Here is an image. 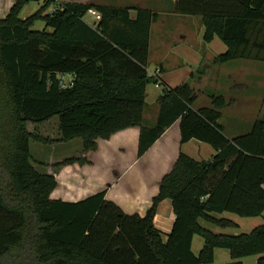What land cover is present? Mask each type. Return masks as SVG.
Wrapping results in <instances>:
<instances>
[{"label":"trees","instance_id":"obj_1","mask_svg":"<svg viewBox=\"0 0 264 264\" xmlns=\"http://www.w3.org/2000/svg\"><path fill=\"white\" fill-rule=\"evenodd\" d=\"M32 1L16 0L0 17V264H212L218 248L228 249L233 260L258 256L257 264H264V224L237 235L201 224L236 228L217 216L264 214V118L229 139L219 123L229 106L224 96L196 109L190 84L170 88L150 78L157 12L137 8L133 18L128 7L44 0L36 13L20 18ZM93 9L101 19L90 25L85 16ZM175 9L201 18L207 43L219 38L227 46L214 63L264 62V0H178ZM39 21L45 30H33ZM68 73L76 75L75 83L63 89L60 75ZM151 82L164 92L157 122L148 127L143 122ZM55 117L60 142L81 139L84 153L56 168L89 163L86 155L98 150L99 139L132 127L141 128L142 157L179 120L182 143L198 139L216 154L198 161L181 153L144 216L126 213L106 199L105 190L77 202L54 200L57 179L35 167L31 152V141L53 140L27 125ZM165 199L172 200L176 216L167 241L154 223ZM196 235L205 241L198 256L192 251Z\"/></svg>","mask_w":264,"mask_h":264},{"label":"rangeland","instance_id":"obj_2","mask_svg":"<svg viewBox=\"0 0 264 264\" xmlns=\"http://www.w3.org/2000/svg\"><path fill=\"white\" fill-rule=\"evenodd\" d=\"M13 2L15 0H12ZM101 2L123 8L142 4L160 14V19L153 25L152 29L149 71L153 72L157 66L164 65L171 80H177L179 77L177 84H169L168 87L175 88L184 83L190 84L198 95L196 106L199 108L210 107L213 97L224 96L229 102V106L223 110V118L220 123L224 125L225 134L228 137L249 133L256 120L264 118V62L236 59L228 63H214L217 56L225 53L223 52L225 44L219 38L214 39L211 44L207 43L204 40L205 30L201 19L177 13L176 3L173 0H101ZM39 8L40 4L33 0L22 10L20 18H28L36 13ZM49 10L51 11V9ZM7 11L6 8H0V17H4ZM87 20H90L89 17ZM45 29L46 24L43 21L36 22L33 28L36 31ZM183 36H186L187 39L183 40ZM153 86L155 85L152 84L150 88ZM148 104L149 110L152 111L145 114L143 124L150 127L156 124L158 112L155 111L157 107L155 102H151V97L148 99ZM27 128L34 134L53 140L51 145L31 141L33 163L41 173L47 172L46 163L50 156L69 159L83 155L81 139H75L69 143L60 142L62 135L58 117L43 124L28 123ZM75 168H78L77 165H70L66 167V170L74 173L76 172ZM111 173L113 174V172ZM64 185L66 184L63 183L55 193L54 199H61L59 196L66 199V195L60 192ZM148 198V203L143 209H133L124 205V210L128 214L138 213L144 216L146 210L151 206L152 199L151 197ZM227 214L217 217H226L238 222L239 226L221 228L203 221L201 224L214 233L229 235L247 233L248 227L255 229L264 224V221L257 219L259 223L251 226L250 223L244 221V218L232 213ZM195 237L192 251L198 256L205 241L199 235ZM255 258V256H248L233 260L228 249L218 248L215 251V259L212 264H228L238 261L244 262V264H254Z\"/></svg>","mask_w":264,"mask_h":264},{"label":"crops","instance_id":"obj_3","mask_svg":"<svg viewBox=\"0 0 264 264\" xmlns=\"http://www.w3.org/2000/svg\"><path fill=\"white\" fill-rule=\"evenodd\" d=\"M43 1L44 0L37 1L40 4V7L43 5ZM177 1L178 0H173L174 3H177ZM14 3L15 2L12 3V0H0V8H6V10H8L4 17H6V15L9 13ZM91 3L113 6L109 3H103L101 2V0H91ZM128 8H131V16L133 18H135L137 15V8L148 9L142 4H136ZM93 11L95 10H90V12L85 16V21L90 25H95L98 22L96 15L92 13ZM87 17H89L90 20H87ZM182 38L183 40L187 39L186 36H183ZM212 42H214V40ZM227 49L228 48L225 45L223 52H226ZM157 69L160 70L159 79L162 80L163 83L169 85L177 84V82H179V77L177 80L170 79V76L167 74L164 65L157 66L153 72L149 71L148 69V73H154ZM152 84H154L155 86L150 88ZM162 90L163 88L160 84L153 82L149 83V85L147 86L144 116L148 112L152 111L149 110V97H151V102H155L157 107L155 108V111L159 113L160 106L158 104V100L163 95ZM195 108L199 109L196 104ZM221 119L219 120V123ZM180 125L181 122L179 120L175 122L171 127H169L163 134V136L158 139L156 143L142 157L138 156L141 133V128L139 127H132L120 131L114 134L110 139H99L98 150L89 152L86 155L89 163L85 165H80L79 163L73 164L77 165V167L79 168H75L76 172L74 173L66 170L67 166H63L64 168H56L54 166L55 164L63 162L66 159L56 158L54 155L50 156L46 163L47 172L44 174L54 175L58 182V187L53 191L51 198L54 199L53 197L55 193L58 191L61 185L65 183L66 185H64L63 188L60 189V192L66 195V199L59 196V198L61 199L54 200L77 202L78 200H83L91 195L105 190L106 199L115 202L123 210L124 205L129 206L133 209H143L148 203V197H151V199H153L159 193L160 183L163 177L172 171L181 153H184L198 161L209 160L216 154V150L211 145L204 143L198 139H192L186 143H182V133ZM226 137L228 136L226 135ZM235 137L228 138L233 139ZM111 172H113V174ZM224 215L228 214L224 213ZM244 219V221L250 223L251 226H255L254 224L259 223V220L257 219L264 221V214L260 217ZM175 220L176 216L173 210L172 200L165 199L160 203L158 212L154 220L156 227L161 231L165 241H167V237L173 229ZM235 223L237 224V226H239L238 222ZM251 228L252 227H248L247 233H250L253 230ZM237 234L239 233H233V235ZM195 238L196 237H194L193 245L195 242ZM255 257L256 258L254 264H257L259 257ZM242 263L244 264V262Z\"/></svg>","mask_w":264,"mask_h":264},{"label":"built area","instance_id":"obj_4","mask_svg":"<svg viewBox=\"0 0 264 264\" xmlns=\"http://www.w3.org/2000/svg\"><path fill=\"white\" fill-rule=\"evenodd\" d=\"M94 15H96L97 20L101 19V15L97 11L92 12ZM159 74L160 70L157 69L154 73H148V76L150 78H156L159 79ZM75 74L68 73V74H61L60 75V80H61V85L63 89H69L74 86L75 83Z\"/></svg>","mask_w":264,"mask_h":264}]
</instances>
